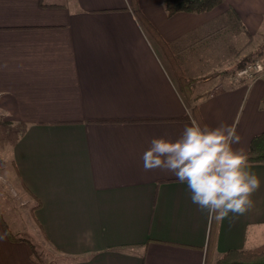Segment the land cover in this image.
<instances>
[{
    "label": "crops",
    "instance_id": "1",
    "mask_svg": "<svg viewBox=\"0 0 264 264\" xmlns=\"http://www.w3.org/2000/svg\"><path fill=\"white\" fill-rule=\"evenodd\" d=\"M137 3L177 45L185 75L233 33L256 38L264 64V0L173 15L165 0ZM212 67L220 75L195 82L189 100L131 0H0V119L21 125L12 156L36 207L29 226L62 264H215L264 243V163H249L261 181L254 207L222 222L200 212L174 175L143 170L151 138H175L193 119L235 126L234 147L246 151L264 132V73L235 80L225 59ZM21 232L0 209V264H40Z\"/></svg>",
    "mask_w": 264,
    "mask_h": 264
},
{
    "label": "clouds",
    "instance_id": "2",
    "mask_svg": "<svg viewBox=\"0 0 264 264\" xmlns=\"http://www.w3.org/2000/svg\"><path fill=\"white\" fill-rule=\"evenodd\" d=\"M235 126L192 120L175 138L153 137L142 153L145 172L170 173L186 185L190 200L210 221H230L254 207L261 187Z\"/></svg>",
    "mask_w": 264,
    "mask_h": 264
},
{
    "label": "rangeland",
    "instance_id": "3",
    "mask_svg": "<svg viewBox=\"0 0 264 264\" xmlns=\"http://www.w3.org/2000/svg\"><path fill=\"white\" fill-rule=\"evenodd\" d=\"M234 28V25L229 26V29L231 30H234ZM232 36L233 41L232 43L230 42V44H232V50L229 49V40H226L224 43L220 42L211 51V55L208 56L209 58L197 59V72H194L191 75L192 77L189 76L190 74L186 73L187 77L195 80V82H200L197 83L198 88L201 85H204L206 79L208 80L207 83H211V78H215L220 75L218 74V72H220L218 70L211 72V69H214L212 66L215 60L218 61L225 59L226 64H228L230 69L233 71L227 74L229 78H235V80L245 79L238 74V72L243 68L237 67L239 63L238 60L244 53L248 52L253 55L256 49V38L250 37V40L248 38L247 43H245L243 36L240 40L239 36H235L234 33ZM235 37H238L236 41H234ZM262 48L264 49V43ZM223 55H226V58L221 59ZM253 58L251 57L246 62V65L256 62L255 58L254 60ZM215 65H217V63H215ZM189 68L190 67H186L187 70H190ZM20 130L22 129L19 123H8L3 121V119H0V209L3 211L4 218L8 224L14 228V230L22 231L21 234L30 238L36 245L37 256L40 259V264H62L63 262L60 255L48 248L47 245L40 243L41 240L38 239L40 232L38 230H34L35 232H32L29 226L31 210L34 211L33 203L28 202V194L25 188L20 184L19 179L15 174L12 156L13 143L20 133Z\"/></svg>",
    "mask_w": 264,
    "mask_h": 264
},
{
    "label": "trees",
    "instance_id": "4",
    "mask_svg": "<svg viewBox=\"0 0 264 264\" xmlns=\"http://www.w3.org/2000/svg\"><path fill=\"white\" fill-rule=\"evenodd\" d=\"M223 1L224 0H165V9L169 15H173L178 12L201 13L212 11ZM131 6L135 12V15L140 20L144 28L164 50L167 58L171 63L173 72L179 82L181 92L190 100L192 86L195 83V80L185 75V72L180 63V58L178 57V50L176 48L177 45L165 41V39L148 20L145 14L140 10L137 0H131ZM218 32L219 30L211 33V40L212 37L214 39V36H217ZM246 60L247 59L240 61L237 65L238 68L244 67L246 64ZM196 110V107H193L192 113L198 117ZM247 153L249 155V163H264V132L256 135L252 139ZM8 230L9 229L7 227V231ZM213 231L214 229L211 231V237L213 235ZM215 264H264V243L252 249L228 250L224 254H222L220 258H218Z\"/></svg>",
    "mask_w": 264,
    "mask_h": 264
},
{
    "label": "built area",
    "instance_id": "5",
    "mask_svg": "<svg viewBox=\"0 0 264 264\" xmlns=\"http://www.w3.org/2000/svg\"><path fill=\"white\" fill-rule=\"evenodd\" d=\"M264 73V65L260 61H256L244 66L238 74L248 80H253L257 76Z\"/></svg>",
    "mask_w": 264,
    "mask_h": 264
}]
</instances>
